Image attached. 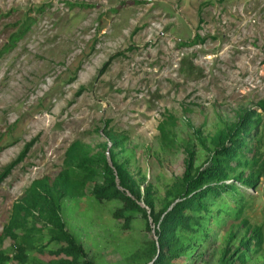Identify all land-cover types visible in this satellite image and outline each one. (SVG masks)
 <instances>
[{
    "label": "rangeland",
    "instance_id": "obj_1",
    "mask_svg": "<svg viewBox=\"0 0 264 264\" xmlns=\"http://www.w3.org/2000/svg\"><path fill=\"white\" fill-rule=\"evenodd\" d=\"M262 99L264 0H0V172L15 161L0 184V248L14 201L60 171L72 141L96 151L107 130L118 134L120 157L163 205L186 147L198 164L207 156L188 120L209 138ZM169 114L166 146L158 125ZM256 140L264 163V114ZM242 187L243 216L264 226V175ZM113 208L84 195L65 198L62 212L95 264H145L154 231L124 230ZM220 233L198 264H215Z\"/></svg>",
    "mask_w": 264,
    "mask_h": 264
},
{
    "label": "trees",
    "instance_id": "obj_2",
    "mask_svg": "<svg viewBox=\"0 0 264 264\" xmlns=\"http://www.w3.org/2000/svg\"><path fill=\"white\" fill-rule=\"evenodd\" d=\"M262 114L264 99L240 110L237 120L209 138L188 120L207 156L198 164L195 149L186 147L184 173L167 187L163 205L150 185L142 189L128 158L120 157L128 149L118 134L107 130L110 143H101L96 151L81 140L72 141L60 171L34 178L14 201L2 231L10 246L0 248V264H95L62 212L65 198L84 195L112 203L124 230L137 222L154 231L145 264H198L211 249L213 234L220 232L215 264H264V226L243 216L248 197L242 187L256 186L264 175L256 140ZM175 125L174 114L158 125L166 146L175 144ZM14 164L0 172V184ZM44 253L48 259L41 257Z\"/></svg>",
    "mask_w": 264,
    "mask_h": 264
},
{
    "label": "built area",
    "instance_id": "obj_3",
    "mask_svg": "<svg viewBox=\"0 0 264 264\" xmlns=\"http://www.w3.org/2000/svg\"><path fill=\"white\" fill-rule=\"evenodd\" d=\"M9 264H16V263H14L13 261H11Z\"/></svg>",
    "mask_w": 264,
    "mask_h": 264
}]
</instances>
